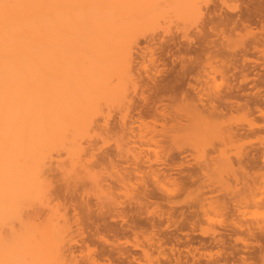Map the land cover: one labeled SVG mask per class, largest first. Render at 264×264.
Segmentation results:
<instances>
[{
  "label": "rangeland",
  "instance_id": "rangeland-1",
  "mask_svg": "<svg viewBox=\"0 0 264 264\" xmlns=\"http://www.w3.org/2000/svg\"><path fill=\"white\" fill-rule=\"evenodd\" d=\"M155 4L165 17L138 31L130 73L117 69L94 77L98 95L119 83L128 90L127 97L98 102L96 135L87 139L89 144L83 140L84 147L91 146L86 162L90 159V168L95 167L97 181L94 177L91 184L88 174L80 175L82 167L69 173L78 172L79 178H71L75 173L61 177L67 162L63 150L53 154L64 163L54 156L47 166L49 207L70 220L65 254L73 264H262L264 0ZM182 66L190 72L178 86ZM168 83L177 85L174 94H160L157 86ZM250 93L262 104L253 106ZM224 96L228 102H220ZM199 100L216 110L214 124H193L194 114L202 110ZM124 128L131 129L119 137ZM133 155L164 175L153 174L143 162L139 169L140 159ZM37 206L29 212H37L41 221L48 207Z\"/></svg>",
  "mask_w": 264,
  "mask_h": 264
},
{
  "label": "bare ground",
  "instance_id": "bare-ground-1",
  "mask_svg": "<svg viewBox=\"0 0 264 264\" xmlns=\"http://www.w3.org/2000/svg\"><path fill=\"white\" fill-rule=\"evenodd\" d=\"M103 1L105 4L100 5ZM103 1L0 0V264H29L32 259L36 264H73L72 258L64 250L71 235L70 220L66 213L62 214L59 209L49 207L51 173H48L47 166L56 155L53 153L63 150L65 153H59L64 156L63 159L66 158L67 166L63 164L60 170L68 173L61 172V177H67L70 172L82 167L80 169L83 171L79 170V174L85 172L92 181L90 183H94L93 179L95 177L96 180L98 174L94 175L95 167L90 168L92 155L87 157L91 154L88 153L91 146L84 147L83 140L89 141L92 135H96L94 121L101 112V104L98 102L102 98L127 97L128 91L125 84L119 83L98 95L94 86L95 74L102 71L115 72L117 69L125 74L130 73L138 31L152 27L160 18L165 17L164 11L159 10L155 4L156 0H138L136 5L132 0ZM182 67L178 73L181 79L178 75L179 80H175L178 86L190 72V69ZM193 79L200 81L195 76ZM190 82L188 85L192 90H199ZM174 84H169L171 87L159 84L157 87L160 90H157L160 94H165V91L174 94ZM242 89L240 86L239 90ZM252 96H249V101L253 102L257 95L254 98ZM227 97H222L220 102H228ZM260 98L264 100V97ZM261 99L259 101L264 105ZM255 101L253 106L258 104ZM198 102L202 110L196 113L193 111L195 114L192 112L196 118L193 121L190 118L193 124L197 122L202 125L211 121L214 124L213 120L217 116L214 107L201 100ZM125 108L128 110L130 106ZM129 129L124 128L125 132L118 131L117 135L124 138ZM230 136L229 140L234 137ZM88 141L86 144L92 142ZM133 157L135 160L142 158L136 155ZM87 158L90 159L86 162ZM63 159L61 163H64ZM137 163L139 169L142 163L153 174L162 173L159 168L151 170L152 165L147 160L140 159ZM74 173L73 176L70 174L71 178H79L78 172ZM159 173L157 176H160ZM83 176L80 178L85 180L87 176ZM154 179L157 183L158 177ZM89 180H85L86 183ZM37 204L48 207V215L41 221H37V212H29V208ZM261 261L264 264V256Z\"/></svg>",
  "mask_w": 264,
  "mask_h": 264
}]
</instances>
